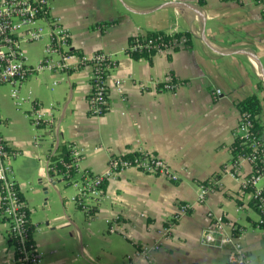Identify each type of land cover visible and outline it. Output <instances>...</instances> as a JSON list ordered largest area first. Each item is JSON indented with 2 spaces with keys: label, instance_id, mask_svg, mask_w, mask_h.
<instances>
[{
  "label": "crops",
  "instance_id": "1",
  "mask_svg": "<svg viewBox=\"0 0 264 264\" xmlns=\"http://www.w3.org/2000/svg\"><path fill=\"white\" fill-rule=\"evenodd\" d=\"M52 4L53 15L72 35L73 51L88 57L104 52L118 65L108 80V110L102 115L91 109V69L85 66L68 73L43 71L23 85L22 93L54 119L51 128H35L26 115L30 105L17 109L10 90L6 96L14 109L0 99L1 134L18 153L13 174L38 228L35 240L45 264H226L228 249L201 243L203 231L216 219L236 225L251 264H264V233L256 227L260 216L243 188L253 166L242 159L237 178L222 171L233 158L241 101L258 96L264 127L262 7L255 0ZM158 31L189 33L191 45L140 58L125 52L132 38ZM45 44L38 43L35 55L26 48L33 66L43 59ZM169 76L180 83L176 93L160 89ZM115 78L124 80L122 92L116 90ZM62 141L85 152L81 167L93 173H106L112 155L143 149L163 159L180 179L127 168L106 182L104 197L87 215L72 201L75 189L49 174L47 162ZM203 182L216 186L201 202L198 186ZM183 204L189 212L165 234ZM107 219L115 223V233ZM156 243L161 247L153 251L151 262L135 256L137 246ZM0 264H15V247L2 214Z\"/></svg>",
  "mask_w": 264,
  "mask_h": 264
},
{
  "label": "built area",
  "instance_id": "2",
  "mask_svg": "<svg viewBox=\"0 0 264 264\" xmlns=\"http://www.w3.org/2000/svg\"><path fill=\"white\" fill-rule=\"evenodd\" d=\"M255 1L262 7L264 13V0ZM52 2L53 0H0V87H10V96L17 109L23 110L27 104L30 105L26 115L35 128H51L55 125V121L52 117H47L41 103L22 93L23 85L32 76L47 70L68 73L84 66L89 67L91 69L89 98L91 109L95 115H102L109 102L108 80L111 78V72L118 65L111 55L104 52H97L88 57L73 51L72 35L61 19L53 15ZM166 33L172 36L180 34L176 31ZM44 42H46L44 57L36 66H33L27 56L26 48L29 45ZM190 45L189 39L184 35L175 36L169 42L161 37H147L131 40L125 52L131 56L143 52L153 56L183 50ZM114 84L117 91H123L124 80L115 78ZM179 87L180 83L174 82L173 77L169 76L160 89L176 93ZM216 94L221 96L222 91L217 90ZM1 124L2 115L0 114V128ZM250 125L249 120L244 125L239 124L236 135L248 137ZM262 140L264 141L263 138ZM40 143L41 139L37 137L35 146L39 147ZM253 150L257 151L258 146L254 145ZM134 153L139 155L131 160L112 155L108 162V171L97 174L81 167L85 152L78 145L62 141L58 142L57 148L47 162L48 171L54 180L75 189L76 193L72 201L87 215L91 214L104 197L106 182L127 168L162 175L170 181H179L180 177L172 172L167 163L156 154L143 149ZM17 156L18 153L10 149L0 129V210L2 217L9 224V237L18 243L14 245L15 264H45V254L39 249L35 240L38 228L31 221L27 203L14 178L12 160ZM242 159L248 160L253 166V173L244 179L243 188L250 193L260 216L256 227L264 233L262 214L264 213V147L260 154L232 158L223 167V173L237 178ZM257 163L260 167L255 169ZM215 186L214 182L200 184L198 200L205 201ZM188 212L189 206L181 205L179 213L164 229L165 234L170 233L181 214ZM106 222L109 225V231L115 233L116 227L113 220L107 219ZM238 230L236 225L223 219H216L203 231L201 243L209 247L228 249L226 264H251V257L242 245L241 232ZM160 247L161 243L139 245L135 256L151 262L153 251Z\"/></svg>",
  "mask_w": 264,
  "mask_h": 264
},
{
  "label": "trees",
  "instance_id": "3",
  "mask_svg": "<svg viewBox=\"0 0 264 264\" xmlns=\"http://www.w3.org/2000/svg\"><path fill=\"white\" fill-rule=\"evenodd\" d=\"M186 36L189 39V42H192V36L189 33L186 32H180V34L175 36ZM175 36L169 35L164 31H158V32H148L144 36H137L132 38V40L142 39V38H157L161 37L163 40L169 42L171 39H173ZM76 52V51H75ZM148 54L146 52L143 53H137L132 55L134 58H140L147 56ZM174 82H176L175 78H173ZM240 114H241V121L240 125H244L248 120L251 122V125L248 128L247 136H242L240 134H237L235 137V140L231 147L232 156L234 159H238L240 157H249L251 154H257L263 151L264 147V141L262 140L263 130L264 127L261 125L260 122V115L262 111L261 101L258 98L257 95H251L241 101L238 104ZM108 110V106L105 109L104 113H106ZM258 146V150H253V146ZM136 155H139L137 153H128L125 156H123L126 159H133ZM260 164L257 163L255 165V169L259 168ZM208 182V181H207ZM207 182H203V184H208ZM23 197V196H22ZM24 199V198H23ZM252 204L255 208V203L252 201ZM256 209V208H255ZM264 216V213H262ZM1 215V211H0ZM3 220V219H2ZM13 245H18V243L15 240H12Z\"/></svg>",
  "mask_w": 264,
  "mask_h": 264
},
{
  "label": "rangeland",
  "instance_id": "4",
  "mask_svg": "<svg viewBox=\"0 0 264 264\" xmlns=\"http://www.w3.org/2000/svg\"><path fill=\"white\" fill-rule=\"evenodd\" d=\"M39 48H40L39 45L35 44V45H31L30 47H27V50L30 49L31 51H33V53L35 55V54H39V52H38ZM9 90H10V87L5 86V88H3V93H1V98L0 99H1L2 103H4V105L6 107H8L9 109H14L12 104H11V102H10V100H9V98L6 96V91H9ZM80 211H81V209H80Z\"/></svg>",
  "mask_w": 264,
  "mask_h": 264
}]
</instances>
